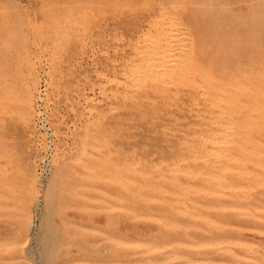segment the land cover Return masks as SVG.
<instances>
[{"label":"rangeland","instance_id":"374dc122","mask_svg":"<svg viewBox=\"0 0 264 264\" xmlns=\"http://www.w3.org/2000/svg\"><path fill=\"white\" fill-rule=\"evenodd\" d=\"M263 79L264 0H0V264H264Z\"/></svg>","mask_w":264,"mask_h":264},{"label":"built area","instance_id":"2783aa9c","mask_svg":"<svg viewBox=\"0 0 264 264\" xmlns=\"http://www.w3.org/2000/svg\"><path fill=\"white\" fill-rule=\"evenodd\" d=\"M49 136H52V133L49 134ZM37 142V147L39 149V157L37 159V165H38V171H37V174H38V180H39V183H40V187L42 188L45 184V181H46V177H47V174L49 172L48 170V165L50 163V161L47 160V155L45 153L42 152L41 150V146H40V139L36 140ZM39 143V144H38ZM51 169V167H50Z\"/></svg>","mask_w":264,"mask_h":264},{"label":"bare ground","instance_id":"6f19581e","mask_svg":"<svg viewBox=\"0 0 264 264\" xmlns=\"http://www.w3.org/2000/svg\"><path fill=\"white\" fill-rule=\"evenodd\" d=\"M157 54H159V53H157ZM156 54V55H157ZM153 58H155V57H153ZM152 59V58H151ZM154 60V59H153ZM152 60V61H153ZM155 69V68H154ZM152 70V69H151ZM162 70V69H161ZM155 71V70H154ZM152 72V71H151ZM135 73H137V72H135ZM168 73V72H167ZM138 74V73H137ZM159 74V73H158ZM154 75V77L156 76V74H153ZM264 80V79H263ZM231 99V98H230ZM230 99L228 100V102L230 101ZM214 101V100H213ZM232 101H230L229 103H231ZM4 104V103H3ZM2 103H0V105H3ZM3 107V106H2ZM20 108H21V110H26L27 108H29V101H27V100H21V102H20ZM220 111V110H219ZM230 117V116H229ZM232 118V117H231ZM233 120V119H232ZM226 121V120H225ZM217 122V121H216ZM236 122V121H235ZM214 123V122H213ZM218 123V122H217ZM225 124V123H224ZM229 124V123H228ZM228 124H226V125H228ZM232 124V123H231ZM222 124H220V126H221ZM222 126H224V125H222ZM217 127H219V126H217ZM228 127V126H227ZM222 128V127H221ZM223 129H225V128H223ZM229 129V128H228ZM228 129H226V130H228ZM226 130L225 131H223V132H226ZM230 130H232V128L230 129ZM233 131V130H232ZM219 132V131H218ZM217 133V132H216ZM220 133V132H219ZM229 133V132H228ZM222 136H224L225 137V135L221 132L220 133ZM226 134V133H225ZM231 134V133H230ZM229 134V135H230ZM233 134V133H232ZM231 134V136L233 137V135ZM212 135V134H211ZM215 135V134H214ZM213 135V136H214ZM217 135H219V134H217ZM220 136V135H219ZM228 136V135H227ZM217 137V136H216ZM207 138V137H206ZM231 137H229L228 139H230ZM222 139V138H221ZM221 139L219 140V141H221ZM224 140V139H223ZM206 141V140H205ZM211 143H213L212 144V146H211V148H213L214 150H213V152H215V154H217L216 152V150H217V145L218 144H220L221 142H216V140L215 139H213L212 140V142ZM218 143V144H217ZM223 143V142H222ZM217 144V145H216ZM224 144H225V142H224ZM211 145V144H210ZM219 146V145H218ZM211 153H212V151H210ZM219 152V151H218ZM213 155V154H212ZM217 155H220L219 153L217 154ZM221 155H223V154H221ZM221 155H220V158H221ZM224 157V156H223ZM216 158H219V157H216Z\"/></svg>","mask_w":264,"mask_h":264}]
</instances>
